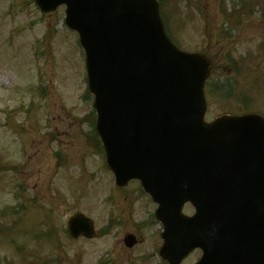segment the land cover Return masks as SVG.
I'll use <instances>...</instances> for the list:
<instances>
[{"label": "rangeland", "instance_id": "374dc122", "mask_svg": "<svg viewBox=\"0 0 264 264\" xmlns=\"http://www.w3.org/2000/svg\"><path fill=\"white\" fill-rule=\"evenodd\" d=\"M240 1L192 0L195 10L182 14L167 9L169 28L182 50L219 54L214 83L231 75L239 61L254 70L260 66L255 85L264 89V0H246L254 15L237 24V32L233 23L224 24L222 9ZM83 54L78 35L65 25L64 7L47 17L34 0H0V264H99L113 258L121 264L127 233L139 231L146 236L143 247L150 248L160 231L155 222H149L152 232L145 231L154 207L140 184L119 192L105 155L93 146ZM248 72L240 76L241 90L251 87L253 97L245 111L264 113V92ZM209 101L207 121L240 114L244 105L216 96ZM78 212L93 219L99 233L112 221L116 225L100 240L73 242L64 231ZM192 212L188 207L186 213Z\"/></svg>", "mask_w": 264, "mask_h": 264}, {"label": "water", "instance_id": "95a60500", "mask_svg": "<svg viewBox=\"0 0 264 264\" xmlns=\"http://www.w3.org/2000/svg\"><path fill=\"white\" fill-rule=\"evenodd\" d=\"M36 2L44 14L67 6L66 24L86 51L107 164L119 187L140 180L163 213L174 214L168 248L182 224L207 264H264V118L205 122L211 63L172 44L156 0ZM187 202L193 219L181 215ZM68 230L74 239L95 236L81 215Z\"/></svg>", "mask_w": 264, "mask_h": 264}, {"label": "flooded vegetation", "instance_id": "af4514ba", "mask_svg": "<svg viewBox=\"0 0 264 264\" xmlns=\"http://www.w3.org/2000/svg\"><path fill=\"white\" fill-rule=\"evenodd\" d=\"M149 222H154L153 220H149ZM160 226L159 233L155 236V241L150 244V248H144L145 238L146 236L141 235L139 231H134L127 233L131 234L126 237L128 239L130 236L135 237V241L128 239L126 245L128 248L124 247V251L120 256L122 257L123 263L121 264H196L200 259L202 252L192 251L189 254H184L180 252H175L172 257V262L165 260L160 255V250L163 247L162 240V223L158 222ZM112 227H109L111 229ZM99 237V236H98ZM148 239V238H147ZM118 260L115 259L108 264H116Z\"/></svg>", "mask_w": 264, "mask_h": 264}, {"label": "trees", "instance_id": "16d2710c", "mask_svg": "<svg viewBox=\"0 0 264 264\" xmlns=\"http://www.w3.org/2000/svg\"><path fill=\"white\" fill-rule=\"evenodd\" d=\"M224 83L225 84H218L217 86V89L216 90H214V91H216V92H218V93H220V94H222V92H224V86H229V89H231V86H232V84L235 82L234 80H230L229 78H226V79H224ZM213 87L214 86H212V85H208V90H212L213 91ZM233 90H234V87H233ZM233 90H232V92L230 93V94H232L233 93ZM99 145V144H98Z\"/></svg>", "mask_w": 264, "mask_h": 264}]
</instances>
